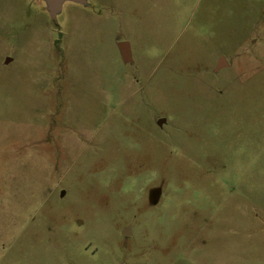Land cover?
<instances>
[{
    "label": "rangeland",
    "instance_id": "rangeland-1",
    "mask_svg": "<svg viewBox=\"0 0 264 264\" xmlns=\"http://www.w3.org/2000/svg\"><path fill=\"white\" fill-rule=\"evenodd\" d=\"M0 264H264V0H0Z\"/></svg>",
    "mask_w": 264,
    "mask_h": 264
},
{
    "label": "water",
    "instance_id": "water-1",
    "mask_svg": "<svg viewBox=\"0 0 264 264\" xmlns=\"http://www.w3.org/2000/svg\"><path fill=\"white\" fill-rule=\"evenodd\" d=\"M44 1L47 4V9H48V12H49L52 19L57 18V14L61 11L63 3L66 1H73V2L80 3V4H87V0H44ZM120 49H121L123 58L125 60H131L129 44L127 42H121L120 43ZM223 59L224 58L220 59V62H219L217 67L223 66V64H224ZM130 233H131L130 228H126L123 231V234H125V235H128Z\"/></svg>",
    "mask_w": 264,
    "mask_h": 264
}]
</instances>
